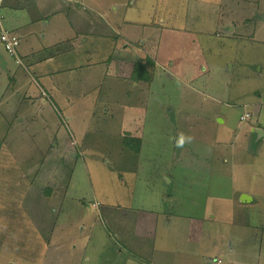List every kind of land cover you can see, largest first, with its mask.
Wrapping results in <instances>:
<instances>
[{
    "label": "rangeland",
    "instance_id": "1",
    "mask_svg": "<svg viewBox=\"0 0 264 264\" xmlns=\"http://www.w3.org/2000/svg\"><path fill=\"white\" fill-rule=\"evenodd\" d=\"M20 11L42 69L0 39V264H264V0Z\"/></svg>",
    "mask_w": 264,
    "mask_h": 264
},
{
    "label": "crops",
    "instance_id": "2",
    "mask_svg": "<svg viewBox=\"0 0 264 264\" xmlns=\"http://www.w3.org/2000/svg\"><path fill=\"white\" fill-rule=\"evenodd\" d=\"M32 1V0H31ZM9 5L11 8H7L9 11V13H12L13 12V20H8L7 19V15L4 14L2 12V9L4 7V5ZM0 6H3L2 8H0V32L2 30L4 31H7L9 32L11 35H16L19 39H20V46H19V57L22 56V58H26L27 60H29V62H31V69H39L41 70L42 68H40V64L38 63L39 61H36V56L37 54H35L33 51L34 50V47H37L36 45L34 46H31L29 47L28 45H26L24 42L22 44V40H21V35L20 33L24 30L26 33L25 35L26 36H32L35 32L34 28L30 27L29 25H32L34 24L35 20L33 18H26V21H25V18L23 17L24 16V13L20 11L21 9V6H22V0H3L1 3H0ZM5 8V7H4ZM11 11V12H10ZM31 15V13H30ZM23 19V20H22ZM49 20L46 19V22L45 23H48ZM230 22L227 23V26L229 25ZM235 29V26L234 24H232L231 28H229L228 26V30H233L234 31ZM43 30L42 29V34H43ZM72 30L76 31V30H79L77 28H72ZM119 30V29H118ZM129 30V29H127ZM232 32V31H231ZM41 34V35H42ZM1 39V38H0ZM2 41V40H1ZM83 41H86V38H83ZM3 43V42H2ZM22 44V45H21ZM14 58V57H13ZM21 58V57H20ZM19 59V58H18ZM17 59V60H18ZM47 59V58H46ZM19 62V61H18ZM132 64V63H130ZM264 134V133H263ZM129 148V147H128ZM131 149V148H130ZM137 152V151H136ZM247 197H250L249 194H242V198H247ZM94 203V201H93ZM99 204V202H98ZM118 236H115V234H113L114 238H118L119 239V236H120V233L117 234ZM150 235V234H149ZM151 236V235H150ZM111 238L107 235H104L100 238L101 242L98 244V246L102 245V243L106 240H110ZM156 239H157V236L156 235H153L152 237H149V240H150V243H147V246H145L143 243H146V242H142L141 243V246L144 248V247H150L151 249H153L154 247H156ZM117 246V245H116ZM129 258L130 259H136V255H140L139 253H132V249L129 248ZM119 251V252H118ZM43 252L42 251V255H43ZM115 253L119 254L120 255H123V249H112L111 253H110V256H114ZM33 255H36V253H34ZM34 258V257H33ZM115 258H116V255H115ZM44 262V260H43Z\"/></svg>",
    "mask_w": 264,
    "mask_h": 264
},
{
    "label": "built area",
    "instance_id": "3",
    "mask_svg": "<svg viewBox=\"0 0 264 264\" xmlns=\"http://www.w3.org/2000/svg\"><path fill=\"white\" fill-rule=\"evenodd\" d=\"M3 0H0V3ZM1 40L6 50L11 54L16 53V46L19 44V38L16 35H11L9 32L2 30L0 32Z\"/></svg>",
    "mask_w": 264,
    "mask_h": 264
},
{
    "label": "clouds",
    "instance_id": "4",
    "mask_svg": "<svg viewBox=\"0 0 264 264\" xmlns=\"http://www.w3.org/2000/svg\"><path fill=\"white\" fill-rule=\"evenodd\" d=\"M5 47V46H4ZM6 49V48H5ZM193 137L191 136H186L183 133L180 134L179 138L176 139L175 145L176 147H183L185 143H190L192 141ZM95 205V203H93Z\"/></svg>",
    "mask_w": 264,
    "mask_h": 264
},
{
    "label": "trees",
    "instance_id": "5",
    "mask_svg": "<svg viewBox=\"0 0 264 264\" xmlns=\"http://www.w3.org/2000/svg\"><path fill=\"white\" fill-rule=\"evenodd\" d=\"M19 46H20V43L16 46V53L15 54H13V56H16L17 55V53H19ZM11 55V54H10ZM138 67V65L136 64L135 65V73H136V68ZM139 68H140V66H139ZM131 143H133L132 142V138H130V137H128V138H126L125 139V144H127V146L129 147V148H133L135 151H139L140 150V147H138V146H136V145H134V146H132V144ZM141 144V143H140ZM1 193V192H0Z\"/></svg>",
    "mask_w": 264,
    "mask_h": 264
},
{
    "label": "water",
    "instance_id": "6",
    "mask_svg": "<svg viewBox=\"0 0 264 264\" xmlns=\"http://www.w3.org/2000/svg\"><path fill=\"white\" fill-rule=\"evenodd\" d=\"M260 132H261V134H263V133H264V131H261V130H260Z\"/></svg>",
    "mask_w": 264,
    "mask_h": 264
}]
</instances>
